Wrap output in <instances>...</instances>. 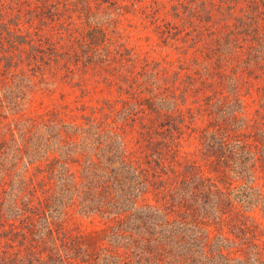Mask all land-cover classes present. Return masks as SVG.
Here are the masks:
<instances>
[{"label":"trees","instance_id":"1","mask_svg":"<svg viewBox=\"0 0 264 264\" xmlns=\"http://www.w3.org/2000/svg\"><path fill=\"white\" fill-rule=\"evenodd\" d=\"M232 1L190 0L188 16L177 8L174 15L184 26L200 20L217 45L227 44L222 56L233 41L246 37L253 52L245 63L260 67L264 0H248L252 8L241 15L232 14ZM192 16L196 19L189 20ZM227 20L234 21L227 22L234 28L218 37L212 24ZM1 29L0 66L6 80L22 60L37 65L58 61L60 52L53 48L6 25ZM143 76V82L135 77L126 88L132 101L124 100L122 108L105 99L98 108L102 117L94 109L83 113L81 122L57 112L0 118V188L7 195L0 198V264H264L258 226L246 213L259 208L264 214V193L250 180L258 169L264 173V111L255 134L215 122L201 130L205 171L196 161L180 162L174 146L187 126L182 110L187 100L181 98L197 88L190 90L175 76L170 83L181 84L173 92L165 88L142 97L144 91L159 89ZM9 83L0 88V108L14 109L19 101L20 86ZM215 104L214 98H205V109L216 108L223 124L242 121L239 107L233 111L227 102ZM112 113L122 117L121 124ZM137 120L142 130L136 148H130L121 128ZM229 174L245 182L221 186L217 178ZM75 210L99 215L103 226L88 232L67 229ZM12 215L19 224L6 219ZM226 224L234 238L224 231Z\"/></svg>","mask_w":264,"mask_h":264},{"label":"rangeland","instance_id":"2","mask_svg":"<svg viewBox=\"0 0 264 264\" xmlns=\"http://www.w3.org/2000/svg\"><path fill=\"white\" fill-rule=\"evenodd\" d=\"M188 4L190 0H0L1 30L6 25L38 45L60 52L58 61L41 60L37 65L34 60H22L17 69L7 73V80L3 75L5 68L0 66V88L4 81L20 86L16 91L20 96L17 106L0 108V118L12 121L57 112L69 121L81 122L82 114H90L94 109L97 117H102L98 108L105 99L118 108L123 107L124 100L132 101L126 88L135 77L138 83L143 82V74L151 77L159 89L154 88L153 93L144 91L142 97L155 95L165 88L173 92L182 82L188 83L190 90L192 87L197 90L181 98L187 100L182 109L187 126L174 146L180 162L196 161L207 171V156L200 144L201 130L215 122L228 129L233 126L232 130L237 132L255 134L262 125L264 60H259L260 67L245 63L253 52L249 51L251 41H246V37L233 41L228 46L229 54L222 56L227 44L223 41L217 45L215 36L205 30L200 20L192 16L189 20L196 19L194 25L184 26L174 15L177 8L184 17L188 16L185 9ZM231 4L234 15L252 8L248 0H234ZM213 14L216 20L218 13ZM227 22L230 25L234 21L212 24L218 37L234 28L228 27ZM4 35L7 36L5 32ZM23 45L29 48L28 44ZM175 76L181 83H170ZM189 76L197 80H189ZM210 97L216 101L214 107L227 102L234 111L242 106L236 111L242 121L223 124L216 108L205 109V98ZM115 113L112 114L116 123L121 124L122 117ZM140 130V120L130 121L121 128L130 148H136ZM221 179L217 181L223 187L231 182L234 186L245 182L233 174ZM250 180L264 193V173L258 169ZM6 196L0 188V198ZM71 213L65 222L69 230L88 232L104 224V219L97 214H81L77 210ZM246 213L250 215L249 222L258 226L256 238L264 247L263 212L253 208ZM6 219L19 222L14 215ZM230 225L226 224L224 231L234 238Z\"/></svg>","mask_w":264,"mask_h":264}]
</instances>
